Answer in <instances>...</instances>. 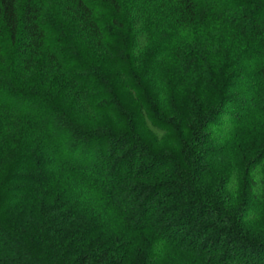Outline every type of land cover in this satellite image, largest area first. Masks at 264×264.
<instances>
[{
  "label": "trees",
  "instance_id": "1",
  "mask_svg": "<svg viewBox=\"0 0 264 264\" xmlns=\"http://www.w3.org/2000/svg\"><path fill=\"white\" fill-rule=\"evenodd\" d=\"M0 110V264H264V0H0Z\"/></svg>",
  "mask_w": 264,
  "mask_h": 264
},
{
  "label": "rangeland",
  "instance_id": "2",
  "mask_svg": "<svg viewBox=\"0 0 264 264\" xmlns=\"http://www.w3.org/2000/svg\"><path fill=\"white\" fill-rule=\"evenodd\" d=\"M205 28H200L196 35L198 37V39L201 37L202 35V40H204V36L206 37V40L208 41L210 39V35L212 37L215 38L214 42L219 43L218 39H219V30H216L214 33L210 32L211 29H206L205 33L204 30ZM208 54V53H206ZM5 127V130H8V132L10 133V135H14V137H16V135H18V133L21 131L22 129V120L18 115H9L8 118L6 117V114L3 113V111L0 110V128ZM264 130V119H258L256 121L247 123L245 125L242 126V128L239 131V135H238V140L241 143L242 146L245 147V149L252 143L253 140L258 139L260 137V135L262 134ZM29 212H26L24 214L23 211H20L18 213H16L15 218L16 219H20L22 216L25 217L28 215ZM24 214V215H23Z\"/></svg>",
  "mask_w": 264,
  "mask_h": 264
}]
</instances>
